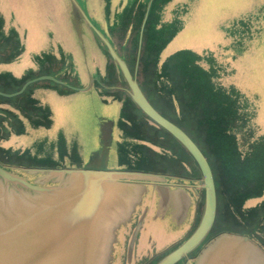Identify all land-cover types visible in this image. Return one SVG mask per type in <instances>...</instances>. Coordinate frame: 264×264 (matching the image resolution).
I'll return each instance as SVG.
<instances>
[{
    "label": "rangeland",
    "instance_id": "374dc122",
    "mask_svg": "<svg viewBox=\"0 0 264 264\" xmlns=\"http://www.w3.org/2000/svg\"><path fill=\"white\" fill-rule=\"evenodd\" d=\"M73 1L0 0L5 30H14L19 43L4 52V57L0 55V71L22 78L46 65L53 67L51 74L65 76L67 80L72 78L70 75L79 76L87 84L90 75L95 77L106 70L111 57L95 29L126 61L142 87L145 51L157 54L158 65L183 50L194 52L200 57L199 72L207 68L212 71L213 81L208 85L201 78L199 89L225 88L227 99L221 101L222 106L236 121L232 124L221 119L214 123L210 120L209 131L205 130L202 136H207L212 149L206 146L232 187L234 181L240 183L241 173H246L235 167L234 157L242 155L246 159L250 150L255 151L257 160L262 158L259 155L264 157V42L246 45L240 39V23L251 27L247 21L253 16L246 19L245 10L255 3V8L260 9L258 2L262 6L259 12H254L253 19L264 17V0H78L83 11ZM225 46L229 48L226 50ZM251 46L255 48L250 53L242 51ZM12 51L16 53L9 56ZM206 57L216 58L221 69L213 65L209 68L211 61ZM116 70L117 82L126 95V81L118 66ZM91 90L93 95L66 91L55 82L51 86L43 83L35 86L29 94L37 101L43 124L33 126L19 115L26 128L22 132L6 129L1 134L4 138L0 137V145L12 151L29 149L36 158L41 156L42 162L55 167L82 166L102 146L101 123L108 118L118 122L122 106L117 96L99 95L96 87ZM221 123L225 124L221 126ZM255 141L262 146L253 148L251 144ZM8 160L11 162V158ZM261 184L263 187L257 185L255 191L243 197L244 207L256 206L264 200V178ZM173 234L152 231L153 236H148V242L153 238L158 246L152 249L157 251L154 259L178 244L167 246L179 237ZM150 259L146 257L138 264H150Z\"/></svg>",
    "mask_w": 264,
    "mask_h": 264
},
{
    "label": "water",
    "instance_id": "95a60500",
    "mask_svg": "<svg viewBox=\"0 0 264 264\" xmlns=\"http://www.w3.org/2000/svg\"><path fill=\"white\" fill-rule=\"evenodd\" d=\"M73 2L79 11H83L78 0ZM95 32L104 40L111 54L106 75L102 79L98 80L90 75L88 85L84 86L80 83L79 76L70 75L72 78L67 80L65 76L51 74L53 67L46 68V65H41L38 70L34 69L24 76L30 78L18 90H0L3 97H19L20 100H25L31 97L29 93L35 86L42 83L51 86V82H55L66 91L87 92L96 87L100 95L112 94L122 102L118 122L108 118L101 123L102 146L100 151L91 155L84 167L23 169V172L38 174L30 182L0 166V264H112L114 243L117 240L116 230L131 221L132 214L142 202L147 189L144 184L136 181L149 182L160 178L152 173L108 169L107 159L111 151L113 132L118 126L124 134L120 124L125 119V105L129 104H134L149 121L171 133L192 155L202 173L200 184L204 190V201L199 222L181 244L154 264L183 263L205 243L216 222V179L206 155L183 128L164 116L152 104L126 61L101 32L97 29ZM141 35L143 36V30ZM110 64H114L116 78L118 66L126 81V95L118 80L110 82ZM7 105L9 107L5 108L16 112L14 105ZM18 110L16 113L25 118V122L39 126V123L34 122L37 118L33 119ZM22 118L20 119L25 129ZM27 151L29 149H25ZM96 157L101 158V161H95ZM173 193L178 199L176 190ZM139 228L140 225L130 242V259ZM188 263L264 264V249L248 235L224 232L217 235L194 259L188 260Z\"/></svg>",
    "mask_w": 264,
    "mask_h": 264
},
{
    "label": "trees",
    "instance_id": "16d2710c",
    "mask_svg": "<svg viewBox=\"0 0 264 264\" xmlns=\"http://www.w3.org/2000/svg\"><path fill=\"white\" fill-rule=\"evenodd\" d=\"M13 45H19L16 40L14 30L7 31L4 26V19L0 14V55H6L4 52L11 49ZM17 51V53H19ZM16 52L9 54L14 55ZM154 52L145 51L143 63V87L153 105L168 119L182 127L207 154L212 165L218 193V213L216 219V227L218 229L227 230L237 234L248 235L257 241L264 249V200L256 206L244 207V196L255 191L256 186H262L261 179L264 178V157L257 160L255 151L250 150L247 158L242 155L234 157L235 167L243 172L237 183L234 185L228 182L227 174L220 171V168L210 153L211 144L208 143L205 130L209 131V121L212 123L216 120H224L235 124L234 115L230 114L223 108L221 101L227 99L225 97V88H215L214 91L209 87H198L201 78L205 79V84L210 85L212 82V71L207 70L199 72L200 57L194 52L183 50L173 57L167 58L164 62L159 63L158 57ZM209 61V60H208ZM30 77L22 79L16 78L10 72H0V90L13 92L18 90L21 85ZM110 82L117 81L115 76L114 64L109 66ZM14 86L17 88L15 89ZM224 89V90H223ZM2 104H12L15 108L25 112L34 119L36 124L42 125L43 122L38 121V105L37 101L31 97L20 100L6 98L0 95V137L1 134L8 129L10 132L24 131V125L15 111L2 107ZM24 113V114H25ZM123 115L124 120L121 126L124 135L130 136L132 142L131 150L138 163L146 162L147 164H165L173 166L174 163L182 162L184 156L180 158L179 153L183 151L178 148L175 138L162 127L153 124L148 118L144 117L143 112L134 104L125 105ZM14 119V120H12ZM41 119V117H40ZM225 123H221L223 126ZM8 126V127H7ZM216 129V126H214ZM217 130V129H216ZM10 134V133H9ZM8 134V135H9ZM141 141H146L151 146L158 147L162 151H157L150 145H145ZM208 145L210 148H208ZM123 146V145H122ZM253 148L262 146L255 141L251 144ZM208 148V150L206 149ZM178 150L179 152H177ZM10 156L21 159L27 154L31 157L30 152L20 154V151L5 150ZM126 153H128L126 151ZM179 159H176V158ZM237 165V166H236ZM250 177H249V176ZM233 180V179H232ZM263 187V186H262ZM234 211V213H232Z\"/></svg>",
    "mask_w": 264,
    "mask_h": 264
},
{
    "label": "flooded vegetation",
    "instance_id": "af4514ba",
    "mask_svg": "<svg viewBox=\"0 0 264 264\" xmlns=\"http://www.w3.org/2000/svg\"><path fill=\"white\" fill-rule=\"evenodd\" d=\"M210 58L213 60H211L210 64H212H209V66L213 65L221 69V64H218L214 58ZM142 89L144 90V87H142ZM144 92L148 97V94L145 90ZM1 106L9 107L7 104ZM144 117L148 118L146 115H144ZM175 141L178 143L177 149L183 151L181 154L179 153L181 157L184 156L182 162L174 163L173 166H166L165 164H147L146 162H142V160L141 163H138L135 156L132 153H129V150H131L130 145L134 141L130 136L126 137L123 134V131H121L118 126H116L115 131L113 132L111 151L107 159L108 169L152 173L160 176V178L149 182L147 180L136 181L138 183L144 184L147 189L143 194L142 202L136 206L135 211L132 214L131 221H128L126 224H122L121 227L116 230L117 240L114 243V257L112 264H138L146 257L151 258L148 263L154 264L159 259H161V257L168 254L171 250L181 244L182 241H184L185 238L194 230L197 223L199 222L204 201V190L200 184L202 173L200 167L192 155L176 138ZM36 142L37 141L35 140L34 146H36ZM195 142L206 155L212 167L210 159L200 146V143L197 141ZM141 143L151 146V144L146 141H141ZM151 147L155 148L157 151H162L158 147ZM5 150H8V148L6 146L4 147L0 145V166L10 170L20 177L27 179L30 182H33L38 174L29 175L23 172V169L82 168L87 163L86 161L80 167H55L50 163L42 162L41 156L36 158L35 153H29L31 157H28L29 155L24 152L25 150H22L20 154L27 155L21 159H18L19 161L23 162L22 164H19L16 161V163H13V159H15L14 156L8 155ZM126 151L128 153H126ZM176 151L179 152L178 150ZM9 158H11V162L8 160ZM97 159L98 157H96L95 161H97ZM24 160L31 162L27 164ZM98 161H101V158L98 159ZM173 190H176L178 199L175 197ZM139 225L140 228L136 234L134 250L130 259V242ZM152 231H162L164 235L167 236L173 232L174 236H179L176 238L178 240L176 241L175 239V241L167 244V246L170 247L175 242L178 244L172 246L168 251H165V253L162 254L160 258L154 259L157 255V251H152V249H154L153 246L158 247L157 243L153 241V238H151L149 242L147 240L148 236H153ZM224 232L233 233L227 230L218 229L215 222L213 229L208 235L205 243H203L200 248L197 249L196 252L188 257L183 263L180 262L178 264H189L188 260L194 259L202 248L211 242L217 235ZM180 240L181 242H179ZM147 245L148 247H146ZM162 246H165V244ZM141 248L144 250L142 251Z\"/></svg>",
    "mask_w": 264,
    "mask_h": 264
},
{
    "label": "crops",
    "instance_id": "0c3cea01",
    "mask_svg": "<svg viewBox=\"0 0 264 264\" xmlns=\"http://www.w3.org/2000/svg\"><path fill=\"white\" fill-rule=\"evenodd\" d=\"M262 1V0H261ZM264 3V2H263ZM257 3H255L252 7H249L248 9H246L245 10V13L247 14L245 17H246V19L248 18V15L249 16H253V18H255V16H254V12H259L260 11V9H261V4L258 2V6L260 7V9H258V8H255V5H256ZM264 9V8H263ZM264 12V11H263ZM253 18H250V19H248V21H247V24L248 25H251V27L250 28H247L246 26V23H244V22H242V23H240L241 24V28L242 29H240L241 30V35H240V39L246 44V45H262V43L264 42V17H262V18H260V17H258L257 18V20L255 21V19H253ZM250 23H252V24H250ZM247 28L246 29V32L245 31H243V29L244 28ZM236 28V27H235ZM234 29V27L230 30V34H232V30ZM226 31H227V29H226ZM226 34H227V32H226ZM230 37H232V36H230ZM231 43V42H230ZM230 47H231V44L229 45ZM229 46H225V49L227 50L228 48H229ZM259 47V46H258ZM255 48V47H254ZM254 48L251 46L250 48H248V47H244L243 48V52H245L246 54H248V53H250L251 51H253L254 50ZM232 49V48H231ZM257 50V49H256ZM245 56V55H244ZM205 59H207V60H209V61H211V60H213V59H211L210 57H206ZM214 59H216V58H214ZM218 64H220L219 62H217ZM212 64V63H211ZM208 67H210V66H208ZM106 71L107 70H105V71H102V74H98V75H95V78H97L98 80H100V79H102L105 75H106ZM91 77V76H90ZM79 81H80V83L82 84V85H84V86H87L88 85V83L86 84H84L83 83V81H82V79L79 77ZM88 82V81H87ZM84 94H86V95H90V94H94V92L93 91H87V92H84ZM100 95V94H99ZM122 103V102H121Z\"/></svg>",
    "mask_w": 264,
    "mask_h": 264
}]
</instances>
